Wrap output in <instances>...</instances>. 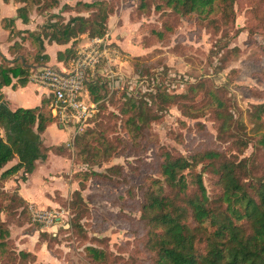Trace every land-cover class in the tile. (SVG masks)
Returning a JSON list of instances; mask_svg holds the SVG:
<instances>
[{
  "label": "rangeland",
  "instance_id": "1",
  "mask_svg": "<svg viewBox=\"0 0 264 264\" xmlns=\"http://www.w3.org/2000/svg\"><path fill=\"white\" fill-rule=\"evenodd\" d=\"M78 1L94 0H8L15 9L11 15V7L2 13L5 7L0 0L2 50L12 57L14 49L9 51L8 47L16 39L22 44L18 52L33 63V57L40 51L28 31L19 34L15 21L9 23L11 33L5 28L7 35L3 36L4 24H8L10 16H16V7L26 6L25 29L39 32L49 20L65 22L76 14H90L91 10L77 4ZM105 1L114 8L108 15L105 34L98 37L100 42L93 41L97 37H90L87 32L79 34L73 45L71 41L58 45L44 39V51L49 54L45 64L57 67H70L79 53L92 48L101 50L105 43L108 56H100L94 70L87 69V76L98 85L106 80L109 89L107 93L103 88L100 90L103 104L99 111L97 106L89 125L80 133L73 134V122L60 126L58 117L53 120V126H47L41 135L43 144H60L66 150L58 153L49 150L46 159H37L31 183L23 185L22 193L19 191L23 181L21 170L4 183L7 191L17 185L27 202V211L22 205L2 211L0 216L9 228L10 248L17 254L21 250L34 254V261L28 264H100L92 260L87 246L105 251L107 264H150L149 253L143 246L145 229L140 219V190L144 176H159L160 146L184 155L217 149L228 156L237 154L238 158L255 151L257 159L264 163V147L257 146L264 131V112L260 118L256 117L259 105L264 104V22L260 23L250 9L255 6L261 14L264 0H234V20L223 24L219 11L215 10L211 15L216 18L215 25L195 14L168 15L167 7L156 10L155 5L164 0ZM142 1L144 7L139 6ZM163 23L169 24L171 30L162 41L152 29L161 30ZM69 46L71 51L67 52L65 48ZM59 50L64 53L63 60L56 58ZM208 90L215 91L225 103L224 112L236 118L234 129L244 124L241 130L246 131L250 140L243 153L236 151L227 132L219 130V105ZM158 92L172 95L173 101L164 100ZM47 95L45 91L43 96ZM129 100L140 102L147 111L159 116L142 130L140 144L131 142L126 132L127 115L122 110ZM38 102L31 98L24 105ZM183 104L186 111L182 110ZM98 126L104 128L106 139L117 150L108 159L84 162L77 154L74 138L87 133L85 137L98 145L94 139ZM111 165L119 167L107 171ZM202 166L203 163L198 164L195 171L201 172L210 194L217 192L211 173ZM86 170L105 174L88 177L79 186L80 173ZM185 176L192 188V173L185 171ZM38 179L46 188L38 199L32 197L36 202H31L24 195L39 192ZM77 188L80 203L74 208L73 190ZM74 222L80 223V229L74 227Z\"/></svg>",
  "mask_w": 264,
  "mask_h": 264
},
{
  "label": "trees",
  "instance_id": "2",
  "mask_svg": "<svg viewBox=\"0 0 264 264\" xmlns=\"http://www.w3.org/2000/svg\"><path fill=\"white\" fill-rule=\"evenodd\" d=\"M77 4H82L91 13L70 16L65 22L49 20L39 32L18 30L20 35L28 31L40 51L33 57L34 63L24 53L18 52L22 44L16 39L8 47L9 51L14 49L12 57L0 51V88L3 85L14 88L26 85L33 67L49 60V54L44 51V39L58 44L71 41L73 45L81 33L87 32L90 37H102L105 34L106 21L114 8L113 4L105 0L78 1ZM139 6L144 7L145 3L142 1ZM63 7L69 5L63 4ZM164 7L169 8L168 15L195 14L214 25L216 18L211 15L215 10L219 11L223 24L234 20V0H164L155 5L156 10ZM250 9L253 16L263 23L264 10L259 14L257 7L252 6ZM16 13V16L8 18L4 28L9 29V23H13L16 17L24 23L28 21L25 5L16 7ZM170 30L171 26L163 23L161 30L152 29V33L163 41ZM65 49L71 51V46ZM56 58L63 60V51L59 50ZM106 83V80L100 85L86 82L91 98L98 101V111L103 104L100 102L103 97L100 90L103 88L104 93H107L109 89ZM207 93L219 105V130L227 132L236 151L243 153L250 140L246 131L241 130L244 124L234 129L236 118L224 112V101L213 90ZM157 95L173 101L172 95L164 92H158ZM51 100L52 95L49 94L42 96L38 105L11 108L0 92V213L22 205L27 211V202L19 194V187L16 185L13 190L7 191L4 189L5 181L20 170L21 179L26 180L27 174L34 170L37 159H45L49 150L55 153L66 150L60 144L46 146L42 142V133L55 120L51 113ZM185 106L183 104V111H186ZM263 112L264 104H260L256 117L260 118ZM122 113L127 115L126 132L130 141L136 144H140L142 130L149 121L159 117L135 100L127 101ZM96 131L98 134L94 139L98 140V145L85 137L87 133L74 138L77 154L84 162L95 163L108 159L117 150V146L106 139L102 126H98ZM257 144L264 147V131ZM159 148V176H144L140 190V219L145 229L143 246L149 253L150 264H264V163L257 159L256 152L238 158L237 154L228 156L217 149L197 150L184 155L164 146ZM12 160L15 161L6 166ZM200 163H203L204 171L211 173L217 192L210 194L201 172L195 171ZM118 167L111 165L106 170L113 171ZM185 171L192 173V188L189 187ZM103 174L94 170L83 171L78 184L83 186L88 177H101ZM73 193L76 197L73 206L79 207V189H74ZM74 227L80 229V223L74 222ZM86 248L93 261L107 264L105 251L95 246ZM32 261V252L21 250L17 254L10 248L9 228L0 216V264H28Z\"/></svg>",
  "mask_w": 264,
  "mask_h": 264
},
{
  "label": "built area",
  "instance_id": "3",
  "mask_svg": "<svg viewBox=\"0 0 264 264\" xmlns=\"http://www.w3.org/2000/svg\"><path fill=\"white\" fill-rule=\"evenodd\" d=\"M93 41L100 42L101 38L97 37ZM108 54L104 43L101 50L92 48L79 53V56L72 60L70 67L43 64L32 71L30 80L45 87L52 95L51 113L60 118V125L64 122L75 123L73 134L83 131L97 111L98 102L91 98L86 86V82L93 81L88 78L87 69L93 71L99 57ZM37 214L43 218L46 216Z\"/></svg>",
  "mask_w": 264,
  "mask_h": 264
},
{
  "label": "crops",
  "instance_id": "4",
  "mask_svg": "<svg viewBox=\"0 0 264 264\" xmlns=\"http://www.w3.org/2000/svg\"><path fill=\"white\" fill-rule=\"evenodd\" d=\"M1 4H0V12H1ZM4 7H5V11L4 12L2 11V13H5L6 11H10L11 4L10 3H7V2H4ZM14 12H15V9H13L11 7L10 15L12 13H14ZM10 17H14V16H10ZM15 23H16L18 29H25V28H27V26H25L26 24L24 22H22V20L19 19V18H16L15 19ZM3 29L4 30L1 31V32H2L3 36L6 37V35H7L6 34V30H5V28H3ZM0 39H2V38H0ZM58 45H60V44H58ZM0 47H1L0 51L1 52L3 51L2 52L3 54H5L7 57H10L8 55L7 51L2 50L3 49L2 48L3 47L2 46V43H1ZM50 60H52V59H50ZM61 62L62 61H60L59 63H61ZM33 91H35V92H33ZM45 91H47L45 87H43L41 85H38L37 83H35V82L31 81V80H29L28 83L26 85H24V86H19V87L14 88V87H11V85H3L0 88V92H2L4 98L7 100L8 105L11 108H15L17 106H26V105H24V104H27L25 102H27L31 98L34 99V102L39 101L37 104H35V105H38V104H40L41 97L44 95ZM12 97L14 98V100L12 99ZM35 105H33V106H35ZM53 124L54 123H51L49 126H53ZM53 133H55V132L53 131ZM40 160H42V159H40ZM34 170H35V168H34ZM32 172L29 173L30 175L26 178V180L20 181V186H21L20 187V190H19L20 193H22L23 185H25V184L28 185L29 183H31V174H32ZM38 181H39V179H38ZM39 184H40L41 188H40V190H39V192L37 194L35 193V194H32L31 195L29 193L28 194L26 193L24 195L26 198L29 199V201L36 202L34 199H32V197L33 198L35 197V199H38L40 197L41 193L45 191V188H46V187H44V184L45 183H43L41 179L39 181ZM30 196H31V199H30Z\"/></svg>",
  "mask_w": 264,
  "mask_h": 264
}]
</instances>
